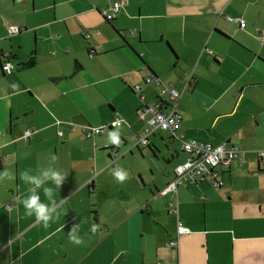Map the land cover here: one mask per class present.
<instances>
[{
    "label": "crops",
    "instance_id": "1",
    "mask_svg": "<svg viewBox=\"0 0 264 264\" xmlns=\"http://www.w3.org/2000/svg\"><path fill=\"white\" fill-rule=\"evenodd\" d=\"M113 1L0 0V61L6 52L13 65L0 67V173L16 177L0 182V264H264V0H116L107 19ZM150 73L183 87L180 137L240 149L213 167L219 183L206 175L157 193L186 154L160 129L132 145L144 126L135 110L159 87L144 82ZM114 117L120 124L84 134ZM52 156L66 177L60 189L45 185L60 205L45 228L25 215L33 186L21 174ZM178 220L187 231L175 235Z\"/></svg>",
    "mask_w": 264,
    "mask_h": 264
},
{
    "label": "built area",
    "instance_id": "2",
    "mask_svg": "<svg viewBox=\"0 0 264 264\" xmlns=\"http://www.w3.org/2000/svg\"><path fill=\"white\" fill-rule=\"evenodd\" d=\"M117 6L118 1H113L109 10L104 12L105 18L108 19L112 15V12L117 9ZM240 24H242V22H240ZM4 25L8 33L18 30L17 26L7 23L6 21ZM85 36H87V34H85ZM2 57L0 67L3 72H9L12 70L13 65L8 60L6 52L2 53ZM6 66L7 70H5ZM148 81H153L159 86L156 91L157 96L149 102L141 103L136 109V114L140 119L144 120L145 124L141 134H137L134 137L132 145L147 143L148 135L154 129H166L169 131L170 135L179 141L180 149L186 154L183 161L172 167L171 178L158 189V193L170 192L173 194L179 184L193 183L195 180L208 174L209 171L220 162H228L238 154L240 149L236 145L228 143L226 140L211 143L208 141H199L194 138H181L176 132L180 125V115L175 107L183 87L179 90L172 87L169 82L163 81L160 77H155V75L152 77L147 76L144 79V82ZM139 87L138 84H134L132 89L139 98H142ZM120 122V118L114 117L110 122L105 124L83 127V132L86 136L93 135L105 130L108 126L118 125ZM28 135L29 130L25 129L21 136L22 138H26ZM262 164L264 165V162H262ZM214 183L217 184L219 182ZM5 205L8 207L10 204L6 203ZM167 210L170 212L176 211L175 203H173L171 199L167 201ZM186 231V226L178 220L175 226V235ZM168 244L175 246L177 244V239H169ZM156 264H160V262L157 261Z\"/></svg>",
    "mask_w": 264,
    "mask_h": 264
},
{
    "label": "clouds",
    "instance_id": "3",
    "mask_svg": "<svg viewBox=\"0 0 264 264\" xmlns=\"http://www.w3.org/2000/svg\"><path fill=\"white\" fill-rule=\"evenodd\" d=\"M5 70H7V66ZM12 87L13 89H18V85L14 84ZM17 94L19 93L17 92ZM109 143L119 146L121 140L118 131L109 133ZM56 161L57 157L52 156L49 166L47 168L40 169L39 173L36 175L30 174L29 171H24L21 174V179L26 184L33 186L30 188L31 194L22 201L25 209V215L29 217L34 215L36 222L42 223L45 228L49 226L50 222L58 218V208L60 206L53 198L54 189L52 187H46L45 185L48 184V182H51L56 188L60 189L66 177L60 170L53 167ZM113 175L120 183H123L128 179V173L122 168L114 170ZM15 178V174L7 169L0 173V182L5 180L11 182L14 181ZM40 188H43L44 194L50 203H44L41 201L37 192V189ZM96 229L97 225L94 224L92 227L93 232H95ZM69 239L77 245L83 243V240L77 235V229L75 226L69 233Z\"/></svg>",
    "mask_w": 264,
    "mask_h": 264
},
{
    "label": "water",
    "instance_id": "4",
    "mask_svg": "<svg viewBox=\"0 0 264 264\" xmlns=\"http://www.w3.org/2000/svg\"><path fill=\"white\" fill-rule=\"evenodd\" d=\"M154 76V75H153ZM155 77H159L158 75H156L155 74ZM136 111V110H135ZM170 142H172V139H170ZM170 142L169 143H165V144H163L162 145V148H163V150H166V151H168V150H171L172 149V147H171V144H170ZM134 146H137V144H135ZM105 148H107V150H108V155H109V160L110 161H113V159L117 156V151H118V149H117V145H115V144H112V145H107V144H105V146H104ZM160 151H162L161 150V148H154V151H153V158H156L157 159V157L158 158H163V154H160L159 155V153H160ZM170 153H172V150H171V152ZM214 174H215V171L213 170V168L209 171V173L208 174H206V175H208V176H210L211 178H212V180H213V182H219V180H217L215 177H214ZM205 175V176H206ZM198 180V179H197ZM197 180H195L193 183H196L197 182ZM166 183V182H165ZM158 193V192H157ZM159 194H161V193H159Z\"/></svg>",
    "mask_w": 264,
    "mask_h": 264
},
{
    "label": "trees",
    "instance_id": "5",
    "mask_svg": "<svg viewBox=\"0 0 264 264\" xmlns=\"http://www.w3.org/2000/svg\"><path fill=\"white\" fill-rule=\"evenodd\" d=\"M111 17V16H110ZM109 17V18H110ZM108 18V19H109ZM25 64H27V65H29V64H31V60H28ZM151 75H148V76H150V77H152L153 75H155L154 73H150ZM133 90V89H132ZM157 95H156V93H155V97H156ZM145 124V123H144ZM157 130V129H156ZM160 130H162V129H160ZM155 131V129L151 132V133H153ZM169 132V131H168ZM151 133H149V135L151 134ZM149 135H148V141H147V143H145V144H142V145H147L148 144V142H149ZM169 136L171 137V139L173 140V139H175V140H177L176 138H174L172 135H170V133H169ZM180 136V135H179ZM182 138V137H181ZM170 140V139H169ZM178 141V140H177ZM178 144H179V141H178ZM137 145H139V144H137ZM158 191V190H157Z\"/></svg>",
    "mask_w": 264,
    "mask_h": 264
},
{
    "label": "rangeland",
    "instance_id": "6",
    "mask_svg": "<svg viewBox=\"0 0 264 264\" xmlns=\"http://www.w3.org/2000/svg\"><path fill=\"white\" fill-rule=\"evenodd\" d=\"M13 33H14V32H13ZM162 131H163V132H164V131H166V132H167L168 130H166V129H162ZM160 188H161V187H160ZM160 188H159V189H160Z\"/></svg>",
    "mask_w": 264,
    "mask_h": 264
},
{
    "label": "flooded vegetation",
    "instance_id": "7",
    "mask_svg": "<svg viewBox=\"0 0 264 264\" xmlns=\"http://www.w3.org/2000/svg\"><path fill=\"white\" fill-rule=\"evenodd\" d=\"M168 142H169V141H168ZM158 148H160V147H158ZM160 154H163L162 151H160L159 155H160Z\"/></svg>",
    "mask_w": 264,
    "mask_h": 264
}]
</instances>
